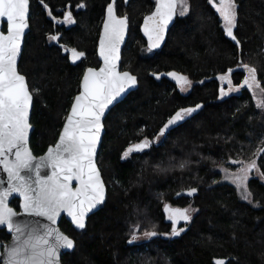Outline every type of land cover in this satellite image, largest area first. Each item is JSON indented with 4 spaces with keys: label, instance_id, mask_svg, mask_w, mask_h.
Instances as JSON below:
<instances>
[{
    "label": "trees",
    "instance_id": "16d2710c",
    "mask_svg": "<svg viewBox=\"0 0 264 264\" xmlns=\"http://www.w3.org/2000/svg\"><path fill=\"white\" fill-rule=\"evenodd\" d=\"M234 2L239 46L208 0H188L189 11L175 14L164 45L150 50L140 24L155 0H30L18 70L33 96L29 146L34 155L55 143L83 71L99 66L97 41L110 3L129 26L121 70L138 83L104 120L97 165L105 202L83 231L64 218L59 223L75 242L62 264H264V108L247 88L236 91L245 77L242 65L248 64L256 69L264 101V0ZM66 12L74 22H65ZM52 35L59 39L51 40ZM65 48L84 57L72 65L62 54ZM169 73L191 83L177 84ZM221 88L229 94L222 95ZM185 108L195 111L182 114L161 136L169 118ZM145 138L149 148L123 157ZM232 161L256 163L257 174L247 183L251 203L219 181L218 168H237ZM192 188L193 196L188 194ZM11 205L18 208V201ZM175 209L193 211L189 221L178 220L177 228L184 231L177 236L171 235L168 218ZM145 231L157 235L146 237ZM8 238L0 230V239Z\"/></svg>",
    "mask_w": 264,
    "mask_h": 264
},
{
    "label": "snow or ice",
    "instance_id": "6c2138e0",
    "mask_svg": "<svg viewBox=\"0 0 264 264\" xmlns=\"http://www.w3.org/2000/svg\"><path fill=\"white\" fill-rule=\"evenodd\" d=\"M43 3V0H41ZM219 13L225 33L233 40L239 41L233 34L237 26L236 4L234 0H208ZM156 10L145 18V34L149 39V47L159 46L163 39L165 26L176 14L189 11L188 0H156ZM30 0H0V18H6L7 32L0 27V167L7 173L6 187L0 186V228L7 227L12 241L0 252V264H59L62 249H72L74 241L54 227L57 217L62 212L71 217L77 228L85 227V218L97 205L105 200V184L101 171L96 163L97 144L100 141L102 128L101 118L108 108L127 87L136 84L137 78L128 71L117 70L119 45L123 40L127 27V18L114 15V5L107 8L108 18L104 22V31L100 36V57L103 66L99 70L88 68L82 78L80 92L75 96L66 122L59 134L55 146L48 148L45 156L33 163L35 157L28 148L29 108L32 95L26 82V77L18 72L17 58L21 52L22 38L29 27ZM47 8V4L44 5ZM83 7L84 5H80ZM51 14V13H50ZM66 22H74L71 12L64 13ZM149 21L152 22L149 27ZM56 41L57 35L49 37ZM73 51V58L84 56L83 52ZM243 68L249 74L243 81L249 90H253L256 82V69L248 64ZM177 84H190L187 77L177 73H169ZM224 80V76L219 77ZM231 84V80L228 81ZM39 91V89H35ZM264 91V89H262ZM221 92L224 89L221 88ZM255 95V92H253ZM200 107L199 105L196 106ZM257 107L264 108V101ZM194 108H185L176 112L160 129V135H165L170 126L175 125L184 115H190ZM151 142L144 140L130 146L123 153L128 157L132 152H142L150 147ZM14 157V158H13ZM232 163H242L232 161ZM183 167V165H181ZM256 167L252 161L247 168H241L243 176L236 175L233 182L237 188L247 179V172ZM42 169H50V175H42ZM227 172L226 169H222ZM23 173V174H22ZM76 181V187L71 186ZM196 189L189 190V195ZM13 193L21 197L20 207L29 216L45 218L49 223L29 227L21 225L14 219L17 213L9 207L8 201ZM245 185L244 198H248ZM169 206L165 205V212ZM187 209H175L169 215L172 221L171 235L177 236L183 228H177L178 220L185 222L191 217ZM146 237L156 236L155 231H145ZM136 239L133 235L131 244ZM217 264H223L217 261Z\"/></svg>",
    "mask_w": 264,
    "mask_h": 264
},
{
    "label": "water",
    "instance_id": "95a60500",
    "mask_svg": "<svg viewBox=\"0 0 264 264\" xmlns=\"http://www.w3.org/2000/svg\"><path fill=\"white\" fill-rule=\"evenodd\" d=\"M156 6H157V5H156V0H155V5H154V8H153L152 12H151L150 14H148L147 16H145V17L143 18L141 24H140V33H141L143 39L145 40L148 49H150V50H157V49L161 48V47L164 45L165 40H166V38H167V34H168V32H169V30H170V28H171V26H172V23H173V20H174V17H175V15H174V16H173V19L170 20V21L168 22V24L165 26V28H164V32H163V39L159 42V46L151 47V48H150V47H149V43H150V42H149L148 36L145 34V31H144V29H145V18L151 16L152 13L155 12V10H156ZM107 8H108V7H107ZM29 15H30V6H29ZM114 15L117 16L118 18H125V17H119V16L115 13V11H114ZM107 18H108V14H107V9H106V11H105V15H104V19H103V22H102V25H101V29H100V33H99V37H98V41H97V49H96L97 58H98V60H99V66H98V67H94V68H93V67H87V68L83 71V74H82V76H81V80H80V83H79V92H80V90H81V89H80V85H81L82 78H83V75H84L85 71H86L88 68H93V69L99 70V68L103 66V60H102V58L100 57V54H99V51H100V36H101V34L103 33V31H104V22H105V20H106ZM28 23H29V17H28ZM151 24H152V22L149 21V27H151ZM4 25H5V30H3V31H4V33L6 34V32H7L6 18H0V27L3 28ZM128 30H129V26H128V22H127V27H126V29H125V31H124L123 40H122V42H121L120 45H119V57H120V59L117 61V70L120 71V72H123V71H124V70H121L120 63H121L122 50H123V47H124V45H125V43H126V40H127V37H128ZM28 31H29V27L25 30V34H24V36H23V38H22L21 52H20V54H19V56H18V58H17V68H18L19 61H20V57H21V54H22L23 45H24V40H25V37H26ZM238 46H239V45H238ZM72 50H73V49H72ZM72 50H65V51H63V55L68 54V60H69L70 64L75 65V64L79 63V62L82 60V58H83L84 56L79 57L78 59H75V60H74V58H73V51H72ZM75 50H76V49H75ZM76 51H77V50H76ZM78 52H79V51H78ZM18 72H19V70H18ZM19 73H20V72H19ZM129 73H130V72H129ZM20 74H21V73H20ZM130 74H131V73H130ZM131 75H132V74H131ZM135 77H136V76H135ZM26 82H27V81H26ZM137 86H138V83L136 82L135 85H133V86H131V87H127V88L125 89V91H124L123 93H121L120 96L117 97L116 101H114L111 105L108 106L107 109H105L104 115H103L102 118H101L102 128H101V133H100V141H99L98 144H97V155H98V151H99V149H100V145H101V143H102L103 136H104V134H105L104 120H105L107 114L109 113V111H110V110H111L116 104H118L119 102H121V101H122V100H123V99H124L129 93H130V92L136 90ZM79 92H78L76 95H78ZM31 95H32V94H31ZM76 95H75V96H76ZM75 96H74V98H75ZM32 97H33V96H32ZM74 98H73V100H72V102H71V105H70V108H69V111H68L67 115L69 114V112H70V110H71V106H72V103L74 102ZM32 106H33V99H32V103H31L30 108H29V123H30V116H31ZM67 115H66V117H65V119H64L63 125H64V123L66 122ZM30 125H31V124H30ZM63 125H62V127H61L60 132H61L62 129H63ZM32 131H33V126L31 125V127H30L29 130H28V145H27V146H28L29 149H30V146H29V140H30V135H31ZM60 132H59V134H60ZM58 139H59V135H58V137H57L55 143H54L53 145H50V146H53V147H54L55 144H56V142L58 141ZM50 146H49V147H50ZM49 147H48V148H49ZM48 148H47L46 151H45L43 154H41L40 156H35V155L32 153L31 149H30L32 155L35 157V160L33 161V163H35L36 161H38L40 157L45 156V154H46L47 151H48ZM97 155H96V157H95L96 163H97ZM13 158H14V157H13ZM22 174H23V173H22ZM41 174H42V175H50V174H51V170H50V169H42V170H41ZM102 180H103V178H102ZM0 181H5V182L7 181V173H5V172L3 171V168H2V167H0ZM104 184H105V183H104ZM0 186L6 187V183L3 184V185H0ZM71 186H72L73 188L76 187V181H75V180L72 181ZM105 189H106V186H105ZM106 194H107V189H106V191H105V199H106ZM193 195H194V194H191V196H193ZM13 199H17V200L19 201V211H16L15 208H13V207L10 205V203H11V201H12ZM104 202H105V200H104ZM104 202H103V203H104ZM103 203L97 205L96 208H94L91 212H89V213L87 214V216H86V218H85V226H86V223H87V219H88V217H89L91 214H93V213H95L96 211H98L99 208H100V206H101ZM8 204H9V207H11L12 209H14V211L17 213V215H16V217H15L14 219L16 220L17 223H19V224H21V225L27 224V225H29V227H32V226H37V227H38L40 224H46V223H49L45 218L29 216V215H27L26 213H24L23 210H22L21 207H20V204H21V197H20L19 194H17V193H13V194H12V196L9 198ZM62 218H64L68 223H70L71 226H72L76 231H83V230L85 229V227H84L83 229L77 228V227L75 226V224L72 222L71 217H69V216L67 215V213L62 212L61 215H60L59 217H57L56 224L54 225V227H57L62 233H64V232H63V231L60 229V227H59V223H60V221H61ZM0 230H5L6 233L10 236L9 241L6 242L5 244H3V246H2V243L0 242V252H3V248H4V246L7 245V244H10V243H11V241H12V236H11V234L8 232L6 226L0 228ZM64 234H66V233H64ZM66 235H67V234H66ZM67 236H68V235H67ZM68 237H69V236H68ZM69 238H70V237H69ZM71 239H72V238H71ZM72 240H73V239H72ZM73 241H74V240H73ZM74 246H75V242H74ZM73 249H74V247H73L72 249H62V250H61L60 255H59V264H62V262H61V257H62V255L65 254V253H70ZM222 262L224 263V261H222ZM216 264H217V261H216Z\"/></svg>",
    "mask_w": 264,
    "mask_h": 264
},
{
    "label": "rangeland",
    "instance_id": "374dc122",
    "mask_svg": "<svg viewBox=\"0 0 264 264\" xmlns=\"http://www.w3.org/2000/svg\"><path fill=\"white\" fill-rule=\"evenodd\" d=\"M214 2H215L216 4H218V3H219V0H214ZM179 13H180V8H179V6H178V7H177V10H176V14H179ZM185 14H186V13H185ZM185 14H184V15H185ZM179 15H180V14H179ZM223 25H224V23H223ZM241 69L245 72V77H244V80H245V78H246L249 74L246 72V70H245L243 67H242ZM244 80H243V81H244ZM256 82H257V79H256ZM257 83H258V82H257ZM242 84H243V82L241 83V85H242ZM241 85H240L239 88L236 89L237 92H238L241 88H243V87H245V88H247V89L249 90V88L247 87V85H244L243 87H241ZM227 90H228V91L224 90V92L222 93V95H228L230 91H229L228 88H227ZM249 91L252 93V95H253V92H255V95H253L254 100H255L257 103H259V102H260V99H261V92H260L259 87H256V86L254 85L253 90H249ZM250 163H251V162H250ZM250 163H246V164H243V163H234V165H236V167H237V168L235 169V171H230V170H228V169H226V168H218V172H219V176H218V178H219V181H220V182H222V183H227V184L232 185V186L236 189L237 195L239 196L240 200L245 201V202H250V203H251L250 195H248V198H247V199L244 198V195H245V185H246V188H247V183H248L249 177H250L251 175H253V172H254V174H255V173L257 174L256 167L252 168L250 171L247 172V179L241 184V187H240V188H237L236 183L233 182V177H234V176H236V175L243 176V175H244V173H241V172H240V169H241V168H247L248 165H249ZM222 169H226L227 172L223 171ZM262 181H263V180H262ZM247 193H249V192H248V188H247ZM187 214H188L189 216H191V215L193 214L192 209H188V213H187ZM145 238H146V237L144 236V237H139V238H137V239H138V241H142V240H144Z\"/></svg>",
    "mask_w": 264,
    "mask_h": 264
},
{
    "label": "flooded vegetation",
    "instance_id": "af4514ba",
    "mask_svg": "<svg viewBox=\"0 0 264 264\" xmlns=\"http://www.w3.org/2000/svg\"><path fill=\"white\" fill-rule=\"evenodd\" d=\"M65 22H66V21H65ZM65 22H64V23H65ZM72 49H75V48H70V49H69V48H68V49L65 48V49L62 50V54H63V51H65V50H72ZM76 50H77V49H76ZM77 51H78V50H77ZM79 52H80V51H79ZM66 55H67V59H68V54H66ZM68 61H69V60H68ZM69 63H70V62H69ZM52 145H53V144H52ZM49 146H50V145H49ZM49 146H48V147H49ZM48 147H47V148H48ZM45 151H46V150H45ZM45 151H44V152H45ZM44 152H43V153H44ZM32 153H33V152H32ZM43 153H42V154H43ZM40 155H41V154H40ZM40 155H38V156H40ZM35 156H36V155H35ZM14 200H17V199H13L12 201H14ZM12 201H11V202H12ZM17 201H18V200H17ZM10 205H11V203H10ZM11 206H12L13 208H15L16 211H19V201H18V208H17V207H14L13 205H11ZM2 231H4V232L6 233L5 230H2ZM6 234H7V233H6ZM7 235H8V234H7ZM8 237H9L8 239H4V240L0 239V242L2 243V246H3V244H5L6 242L9 241L10 236L8 235Z\"/></svg>",
    "mask_w": 264,
    "mask_h": 264
}]
</instances>
